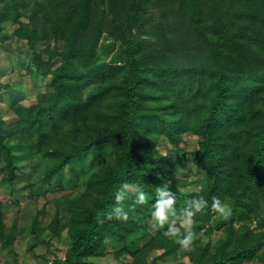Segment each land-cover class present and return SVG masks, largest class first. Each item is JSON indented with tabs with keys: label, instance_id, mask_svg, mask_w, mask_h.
Here are the masks:
<instances>
[{
	"label": "trees",
	"instance_id": "16d2710c",
	"mask_svg": "<svg viewBox=\"0 0 264 264\" xmlns=\"http://www.w3.org/2000/svg\"><path fill=\"white\" fill-rule=\"evenodd\" d=\"M9 40L26 41L31 74L51 80L30 108L10 106L15 122L0 116V183L13 186L27 158L32 174L46 162L44 185L66 169L76 175L84 154H114L68 201L72 244L62 264H94L110 237L134 249V264H149L153 249L179 254L185 247L167 228L144 232L163 184L175 194L177 226L193 197L208 201L191 218V264L264 256V0H0V43ZM185 133L199 138L195 151L160 152L162 138L173 144ZM185 163L202 173L192 192L182 190L192 183L180 175ZM124 183L129 219L106 218ZM138 191L148 202L132 207ZM213 197L233 218L210 252L200 236L216 229ZM3 225L0 217L1 239Z\"/></svg>",
	"mask_w": 264,
	"mask_h": 264
},
{
	"label": "rangeland",
	"instance_id": "374dc122",
	"mask_svg": "<svg viewBox=\"0 0 264 264\" xmlns=\"http://www.w3.org/2000/svg\"><path fill=\"white\" fill-rule=\"evenodd\" d=\"M147 37L145 36L146 39ZM31 63V51L26 41L9 40L0 43V116L6 123L15 122L16 119L13 112H10L11 105L30 108L36 103L37 96L46 92L51 77L31 74ZM198 144L199 138L185 133L173 144L162 138L158 149L164 154L176 147L193 152ZM101 153L96 150L95 153L82 155L76 175L66 169L62 179H55L44 185L39 182V176L46 162L37 164L39 173L32 174L34 160L27 158L22 161L13 186L6 182L0 183V217L6 232V237L0 238V264H62L66 260L72 244L73 229L68 201L84 194L88 179L107 161H114L113 151L105 150L102 155ZM199 171L200 167L192 163H185L181 167L180 175L192 179V183L183 188V191L192 192L198 189L202 175ZM211 216V223L216 229L211 236L201 235L200 238L201 244L213 252V248L227 237L225 226L232 222L233 215L231 210L227 218L218 212ZM175 222L177 219L169 216L163 228L154 229L153 219L144 218L143 223L147 225L144 232L148 236L155 235L166 229L168 223ZM234 224L239 226L240 222L236 221ZM251 228L254 229L255 224ZM143 244L144 241H139L134 248H142ZM132 250L134 249H130L129 244L119 238L110 237L89 261L94 264H134ZM189 252V247H185L175 257L164 258L161 256L163 250L153 249L146 255V260L149 264H191ZM236 264H264V256L259 255Z\"/></svg>",
	"mask_w": 264,
	"mask_h": 264
},
{
	"label": "clouds",
	"instance_id": "9594fccd",
	"mask_svg": "<svg viewBox=\"0 0 264 264\" xmlns=\"http://www.w3.org/2000/svg\"><path fill=\"white\" fill-rule=\"evenodd\" d=\"M171 183V181H168ZM129 188L127 183H124L122 187L115 194L116 204L113 205L112 211L106 214V218H115L121 221H127L129 219V213L125 210L121 202L124 200L126 192L125 190ZM168 184H163L162 186H156L155 192L158 198L152 205L151 217L154 221L152 227L163 228L169 219V212L174 210L175 205V194L169 191ZM192 207L184 208L182 210L183 218L179 222V226L176 224L168 223L167 229L164 231V235L173 239L181 247H190L193 240V233L191 231V218L195 212L202 211L208 206V201H206L202 196L193 197L191 199ZM148 202L147 195L144 191H138L135 197L134 204L144 205ZM211 208L216 212L220 213L224 218H227L231 214V208L223 203L218 197L212 198ZM183 229V233L181 231Z\"/></svg>",
	"mask_w": 264,
	"mask_h": 264
}]
</instances>
